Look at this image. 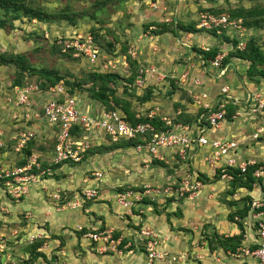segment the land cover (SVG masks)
I'll return each instance as SVG.
<instances>
[{
	"label": "crops",
	"instance_id": "0c3cea01",
	"mask_svg": "<svg viewBox=\"0 0 264 264\" xmlns=\"http://www.w3.org/2000/svg\"><path fill=\"white\" fill-rule=\"evenodd\" d=\"M164 1L165 3L163 4L165 6L161 7L159 5L158 10L152 8L148 14L156 16L158 12L161 11L162 15L174 17L175 22L177 19L183 22L181 15H185V12L188 10L186 8L184 9L182 1L174 0L173 5H170L171 0ZM191 12L192 11H188L187 13ZM177 14L179 16L178 18ZM174 28L176 29V24ZM212 29L216 31L215 28ZM205 30L202 29L195 32L182 31L186 33L190 44L195 42V44L201 48V51L191 50L190 45H188L186 41L180 42L179 39L171 40V36L168 33L163 35L158 34V36L155 37L158 43L157 45H151L153 46L152 48H155L157 54L160 52V55H158L160 63L158 66L154 65L153 62L149 65L155 66L157 69L161 70V72L163 71L167 77L160 82L148 79L146 84L158 85V87L165 88L166 90L170 87V79L177 78L179 80L178 85L174 86L177 89L171 90L170 92L168 91L167 95L170 96L169 99H163L162 102H157L158 107H151L153 108L151 110L155 109V115L174 118L175 115L180 112L191 115L201 112L198 113V117L201 115L204 117V113L202 114L204 108L193 102V96H199L201 102L208 103L209 106L215 105L218 98L223 96L220 93V88L225 85H228V97H230V99H227V103H233L234 107L237 106L242 112V110L248 107V105L244 103L247 93L252 90L264 89V86H259L262 84V81L259 82L258 87L254 85L255 82L253 80L245 77L244 72L243 74L236 73L240 78L241 84L239 86L231 85V83L228 82L232 79L231 76L227 74L228 70L232 67L235 71L237 66L242 70L243 66L235 65V62L238 61L241 62L240 64H243L242 62L246 60L242 59V61L241 58L232 57L230 55H227L229 58L226 60V54L221 50L223 53H217L223 54L220 65H211L210 58L205 55L207 51H204L203 47L208 44H211L210 48L215 46L214 43L218 41L216 37L220 35L218 32H216L218 35H213L210 29ZM229 32L230 31L226 33L229 34L228 37L231 39L233 33L230 34ZM247 33L248 30L246 29L245 35ZM150 38H154L153 35L150 36ZM179 44L189 46L190 51L186 53ZM177 46H179V48ZM180 48L182 50L179 54H176V51ZM144 55L149 56L147 52L144 53ZM152 55H150V57H153ZM180 55L182 56L180 57ZM176 58H179L177 59L178 61H176ZM134 60L139 63L138 57ZM208 65L211 67L213 66L212 68H217L218 72H211L212 69L208 68ZM184 73L186 77L181 80L180 77H182ZM222 77H224L226 83L219 86L217 82L220 83L221 80L219 79ZM244 78L247 79L246 82ZM177 86L184 89L185 93L182 90L180 91ZM187 96H189L190 99ZM83 98L84 97L81 96L78 98L83 106H96V104L85 103L86 100H83ZM162 110H164V112H162ZM170 111L172 113L174 112L173 115L169 113ZM205 111L206 110H204V112ZM250 117V115L240 113L236 118L221 122L218 128L206 130V135L212 138L219 137L227 139L236 143L234 154L237 160L253 159L256 161L254 165L260 164L258 166H264V141L252 139L248 136L260 119H253ZM100 139L102 140H97L94 146H101V144L105 142L108 144L110 143L105 137ZM126 148V155H120V157H118L122 158L118 161H123L124 164L120 166L121 171L112 174L113 177L110 179L106 177L103 178V175L99 179L94 175L92 178L85 174L86 170L88 171L91 169H94L93 172L100 171L102 173L104 171H101L104 166L99 165L96 160L83 165H79L83 161L80 163H64L54 169V173L56 174L55 177L42 180V184L40 185L36 183L30 185L29 191L21 200H16L15 203H13L5 198L6 201L4 202H8L10 205L30 207L27 214L24 215L22 224L13 225L15 229L20 226L24 227L23 224H26V222L28 225L30 222L34 221V225L32 224L33 228L32 225H30L32 230H30L29 233L26 231L24 235L34 233L33 231L36 228V231L39 233V238H45L47 243L53 241V244H55V241L57 243L55 245L56 248L51 254L58 249L62 250L63 246L65 247L66 245L67 247H71L78 244L81 246L82 244L78 249H66V257H64V260L60 264H144V251L140 249H130L131 252L124 250L128 256L134 255V252H136L135 254L137 256V259L133 258L132 260L125 259V257H128L125 256L123 258L124 261H120L122 257L114 253H101L98 250L99 244L97 242H91L84 234L82 236L75 235V228L78 225L87 229V233L96 229L111 228L121 236L128 238L135 236V239L136 237H140L134 234L135 231L137 232V227L139 229L140 226H148L158 232L160 237V248L170 254L180 257V259L170 261L171 264H240L243 259L237 256L233 257L229 250L224 251L222 248L209 247L207 237H210L212 233H217L221 236H231L242 231L243 239L241 245L247 246L255 242V232L244 224V219L242 220V229H240V226H238L235 221L229 220L228 214L240 208L243 203V201L240 202L241 197L249 196L250 200L254 196L257 197L259 194V187L257 185H255L256 187L251 185L249 189L247 187H236L232 194H228L227 190L231 189V181L226 182L225 180L214 178L208 165L203 160L202 154H205L206 149H201L193 160V163L189 165L181 161L175 153H171L170 151L164 153L163 160H158L152 158L146 152L145 148L139 151H137L134 146H128ZM93 155H95V153ZM88 157L89 156L84 160H87ZM66 169L69 170L68 172H70V170L75 172L72 175V182H68L64 179L68 174ZM194 169L198 170V173L201 174L200 176L205 178L203 186L196 194L190 197H185V195L183 199L178 197L177 194L164 195L152 199L155 205L148 203L142 204L141 209L143 213L140 215L142 217L141 224H138L139 220L137 217L123 215V209L115 202L117 190L116 188H111L112 183H115L117 187L121 188L137 186L139 183H142L139 184L142 188L145 185L164 186L163 184H165V186L171 184L175 187L179 185L185 173ZM156 170H161V173L158 171L159 173L154 174ZM64 174H66V176H64ZM77 187H93L98 190V194L95 198L80 207L72 208L66 204V207H61L55 215H49V213H47V207L53 204V194L56 193L57 190L70 195L71 191ZM98 199L107 201L98 202ZM174 212L177 214H174ZM46 213L51 219L45 222V227L44 225L42 226L43 233L39 231V229H41V222H39V219L40 217L45 219L47 216ZM235 220H239L237 215H235ZM50 221L53 222L48 225ZM23 230L25 231L26 228ZM66 231L68 233H65ZM17 232L21 231L16 230L15 235L18 234ZM64 234H67V239L64 238ZM25 237L26 236H24V238ZM24 238L23 241H25ZM16 239L19 240L21 238L19 237ZM35 239L36 238L33 240ZM12 242L13 244L9 245L8 249L14 247L16 243H19L16 242V240H12ZM21 246H23V244ZM95 250H97L98 253ZM41 251L45 254V258L47 259L45 261L47 263L43 261V258H38L36 260V262H38L37 264H56L54 261L49 260L47 253L44 252L43 249ZM185 253L189 254L187 258L183 257ZM8 254L6 250L4 255L0 258V264L7 260L14 261L17 264L20 263V259L14 256L10 257ZM167 264L170 263L167 261Z\"/></svg>",
	"mask_w": 264,
	"mask_h": 264
},
{
	"label": "built area",
	"instance_id": "2783aa9c",
	"mask_svg": "<svg viewBox=\"0 0 264 264\" xmlns=\"http://www.w3.org/2000/svg\"><path fill=\"white\" fill-rule=\"evenodd\" d=\"M151 6L153 8H159L156 1ZM200 18L197 24L198 27H203L204 29L215 28L218 33L220 31H231L234 33V38L237 39L235 47L238 50L244 49L245 41L247 40V36H245L246 28L242 25L239 18L231 19L227 13L213 14L207 12L202 14ZM56 41L61 44L62 52L69 51L72 57L85 58L90 65L96 63L98 51L93 45L92 37L88 36L86 43L79 38L69 41H64L60 38ZM203 49L204 51H208L209 47L205 46ZM222 58L223 54H217L215 58L210 59V64L219 66ZM107 59L108 63L99 64V70L103 71L107 68L112 69V67H116V58ZM121 63L127 66V58L123 57ZM165 77L167 75L155 66L147 65L138 69L135 77V85L142 88L148 79L160 82L165 80ZM185 77L186 74L184 73L180 78L183 80ZM4 88L0 79V107L6 108L4 116L7 123L16 127L20 125L26 127L31 120L44 119L48 124L55 125L59 128L53 156V161L56 163L62 161L66 163L80 162L86 150L100 138L105 137L107 141L112 143L130 140L137 136H140L143 142L137 143L134 148L137 151L145 148L146 152L152 158L158 160H163L164 153L170 151L171 153H175L181 161L190 165L193 163L198 152L201 149H206L205 154L203 153L202 156L210 172L213 176L217 175L219 179L225 180L226 182L231 181L233 169H237L239 173L243 174L246 172L248 166H253L256 163L253 159L237 160L234 154L236 143L233 141L219 137L212 138L206 135V130L216 129L221 122L228 120L225 117V103L227 99H230L228 97V85L220 88V93L223 96L218 98L215 104V110L210 111L211 105L209 106L208 103L201 102L199 96H193V102L209 110L205 116H199L192 124L175 122L173 118L160 116V119L165 125V129L161 130H157L149 121L130 123L126 113L117 106L105 108L100 103L96 104V106H83L79 102L76 94L69 93V88L63 83L50 84L47 86V89L41 90L36 83L26 82L23 85H14L9 93L4 92ZM244 103L248 107L242 110V112L237 108L230 115V118H236L240 113H244L250 115V118L260 119L248 136L252 139L264 141V91L257 89L248 92ZM141 114L150 119L155 115V112L151 109L144 113L137 110L135 117L139 118ZM33 126H35L34 122L29 123L27 127ZM74 128L77 132L73 130ZM71 132H73L72 135ZM4 134L10 137V139L15 140L13 149L14 151H19L34 135V132L31 130H17L16 132L6 134L4 128L0 127V155L3 154L1 148L6 146L3 137ZM36 157L37 154L32 153L27 164L5 172V175L11 176V179L5 180L4 182L6 184L4 186L7 188L5 190L15 200L21 194H26L28 192V186L35 182V174L28 173V169L32 165L37 168L39 167V162L36 161ZM93 175L99 179L102 177L100 171H94ZM252 175L257 179L253 183V186L257 185L259 187V194L257 197L254 196L251 198L249 211L243 222L245 225L250 222L249 225L255 232L256 241L247 246L240 244L234 252H231L233 257L237 256L243 259L240 264H264V166H257L253 170ZM203 183L204 181L199 178L198 170L194 169L182 176L178 186L173 187L169 184L164 187L151 188L146 185L142 191L138 192H133L128 189L124 192L117 193L115 202L123 209V215L137 217L139 224L142 219L140 215H135L132 210L134 199L139 200L143 196L153 199V197L158 195L171 194H177L178 197L183 198L185 195V197H190L196 194L203 186ZM57 192L58 190L53 195L55 198H59ZM97 194L98 190L96 188L85 187L80 191L79 196L83 199H93ZM80 202L81 200L74 198L68 204L70 207L75 208L80 206ZM139 212H142V210L140 209ZM81 228V225L77 226V229ZM112 232L113 230L109 228L90 231L84 235L94 241L100 242L99 249L101 251L107 249L117 254H122L123 250L117 247L120 242V237H112ZM138 232L145 239L144 264H158L164 261L168 252L160 248L158 232L147 226L139 227ZM26 238L28 242H31L36 237ZM3 247L6 246L0 236V249ZM171 259L175 261L180 259V257L173 255ZM1 264L17 263L7 260Z\"/></svg>",
	"mask_w": 264,
	"mask_h": 264
},
{
	"label": "rangeland",
	"instance_id": "374dc122",
	"mask_svg": "<svg viewBox=\"0 0 264 264\" xmlns=\"http://www.w3.org/2000/svg\"><path fill=\"white\" fill-rule=\"evenodd\" d=\"M27 1L38 3L49 10L58 11L67 8L71 12L70 14L72 15V20L66 19L64 17H59V18H53V20L50 21L40 22L36 19L28 18L20 14L19 17L11 21L10 25L7 24L5 27L0 28V53L5 52V53L24 54L30 66L34 68H44L45 70L57 72L59 75L62 76L65 83L68 82L69 85H72L76 88L75 94L78 96V98L80 96L84 97L83 100H86L85 103L87 104H98L94 99H90L87 96L88 94L87 91L84 90L86 88L92 87L94 83L92 82L83 83L81 84V87H83L84 89H82V88H77L76 82L82 78H85L86 73H88L89 71L97 69L100 63H108L107 58H116L115 68L112 67V69L107 68L106 70H103V72L115 71L114 73L118 74V78H116V80H114L109 85L113 87L115 91L114 95L116 97H118L119 99H123L129 103L130 110L135 109L141 111H145V109H149V108L153 109L151 108L152 106L154 108L158 107L157 102H162L163 99L164 100L169 99L170 96L167 95L168 91L170 92L171 90L177 89L174 86L178 85V81H179L177 78L170 79V87L167 88L166 90L165 88L158 87V85H149V84H145L144 87L140 88L135 85V79L130 77V75L135 69L137 74L138 69L140 67H145L152 62L156 66L159 65L160 60L158 55H160V52L157 54L155 48H152L153 46L151 45V44L157 45L158 40L157 39L155 40V37L158 36V34L163 35L168 33L171 36V40L179 39L180 42L186 41V43L190 45L191 50L201 51V48H199V46L195 44V42H192V44H190L188 40L189 38H187L186 33H183L182 31L195 32L197 30H202V29L205 30L203 27H198L197 24L199 23L201 19L200 16L202 14H205V12L211 13L207 8L223 7L225 9L223 11L225 13H228V9L233 8L235 6H244V7L261 6V5L264 6V0H181L184 9L186 8L189 12L192 11L191 13H187L188 11L185 12V15L182 14L181 15L183 19L182 21L185 24L191 23L194 27V30H182L176 27V29L174 28L175 32H171L169 29L173 27L172 20H174V17L172 18V16L162 15L161 11L158 12L156 16L148 14L149 11L153 8L151 6L152 3H155L156 1L158 6L160 5L161 7H163L165 6L163 4L165 3L164 0H27ZM173 3L174 0H171L170 5H173ZM153 9L158 10L159 8H153ZM1 14H3V10L0 9V15ZM178 17L179 16L177 14V18ZM248 29L249 31L247 35L249 37L253 36L262 47V50L264 51V25L260 28H252V29L248 28ZM229 33L232 34L231 31ZM92 34L96 35V42L100 47L99 48L100 55L97 58L96 63L93 65H90L85 58H79L80 61L72 60L67 56L59 55L57 52L51 50V46L57 39L62 38L64 41L67 40L69 41L71 39L79 38L82 41H84V43H86L87 37L88 36L92 37ZM212 34L218 35L216 32L214 33L212 32ZM152 35L154 38H150V36ZM219 35L220 36L216 37L218 41L214 43L215 46L218 49H220L219 52H221L222 50L228 56L229 55L232 57L235 56L233 53L236 51V49H235V45H233L234 44L233 40H230V38L222 31H220ZM210 45L211 44H208L206 46L211 47ZM179 46H181V48H183L186 51V53L190 51L189 46L183 44H179ZM179 46L177 47L179 48ZM181 48L176 51V54H179V52L182 50ZM146 52L147 55L149 56L144 55V53ZM127 55L132 57V59H136V57H138L139 63L136 61L135 66H131L129 62L127 66L122 64L121 59L123 60V57L127 58ZM150 55H152L153 57H150ZM181 56L182 55H180V57ZM228 58L229 57L226 56V60ZM177 59L179 58H176V61H178ZM235 63H236L235 65H242L243 66L242 70L240 67L237 66V69L234 71V69L231 67L228 70L227 74H229L232 79L229 80L228 82L231 83V85L239 86L241 84V81L240 78L236 75V73L243 74L244 72V75L247 78L246 73L249 63L247 61L245 62L243 61L242 62L243 64H240L241 62L238 61H236ZM212 67L208 65V68L212 69L211 72L217 73L218 69ZM17 72L18 71L16 66L0 65V79L4 87H7V85H9L10 79L14 78L17 75L16 74ZM27 75L35 76L33 80L30 81H34L35 79H37V76L35 74H27ZM246 78H244L245 82L247 81ZM219 80H221L220 83L217 82L219 86L226 83L224 77L220 78ZM260 81H262L261 85H259ZM260 81L258 83H256V81H254L255 83L254 82L252 83H254V85L257 86L258 85L264 86V78H262V80ZM178 88L180 89V91L182 90L184 92V89H181V87ZM187 97L189 98V96ZM88 100H93V101H88ZM120 105L121 104H116L115 106L121 108ZM162 112H164V110H162ZM169 113L173 115L174 112L172 113L170 111ZM182 116L185 118V115ZM39 140L43 141L45 144H48L49 146L51 145L52 142L51 139L42 140L40 138ZM98 140L101 141L102 139H98ZM101 145H105L109 147L112 145V143L108 144L105 142L104 144ZM96 146H93V148H91L87 152V156H89L88 159L84 160L86 157L83 158L82 160L83 162L81 161L82 163H80L79 165L87 164L89 162L96 160L99 165L104 166L103 169L101 170V171L104 170L102 172L103 178L106 177L110 179L111 177H113L112 174L121 171L120 166H123L124 164L123 161H118L119 159H122L118 157H120V155L125 156L126 155L125 150H127V148L121 147L119 149L116 148L111 150L109 148L103 149L100 148V146L98 147ZM92 149L94 151H92ZM94 153L95 155H93ZM4 156H6V153H4ZM153 167H158V166H153ZM93 170L94 169L88 171L86 170L85 174L93 178L94 177ZM68 171L69 170L66 169V172L68 174L67 176L66 174H64V176H66L64 177V179L68 182H72V175L75 172L71 170L70 172ZM158 171H160L161 173V170H156L154 174L159 173ZM34 177H35V182H33L32 184L35 183L37 185L42 184V180L44 178L42 179L41 176H34ZM139 184L137 186H133V188L142 189V187ZM163 185L165 186V184ZM29 187L30 185L28 186V191H29ZM84 188L77 187L73 189V191H71L70 195L64 194V192H60L59 190L57 192L59 194V199H63V202H59V204L63 203L65 204L64 205L65 207L66 204L69 206L67 201L73 200L74 198H78L79 200H81L80 206L86 204V202L92 200V198L83 199L79 196L80 191ZM111 188L112 189L116 188V190L118 191V189L121 187H117L115 183H112ZM5 189L7 188H5V186H1L0 183V219L2 223V225L0 226V236L3 239V242H6L8 244H10L12 240H16V242L19 243H16L14 247H10V249H8L9 245L7 247V245L4 243L6 247H3L0 250L5 251L6 249L9 253L8 256L10 257L14 256L20 259L19 262L23 264L25 262V261L23 262V260L27 258V254H25L24 249L25 246L28 244L26 243L28 241L26 242L23 241L24 236L29 238L34 236L38 238L39 236L37 235L39 233L36 231L35 228V230L33 231L34 233L24 235L26 231L29 233L30 230H32L33 225L35 223L34 221L30 222L28 225L26 222V224H23L24 227L20 226L19 228L15 229L13 225L22 224V220H24V215L27 214L28 209L30 207H17L10 205L8 202H4L6 201L5 197L3 196V191ZM75 193L76 195L73 197ZM15 201L16 200L11 202L15 203ZM97 201L105 202L107 200L102 201L98 199ZM52 203H53L52 205L47 207V213H49V215L52 214L55 215L57 214L58 210L61 209V207H58L57 205L58 203L57 199L53 198ZM49 217L50 216L48 215L45 217V219L40 217L39 222H41V229H39V231L44 233V231L42 230L43 229L42 226L44 225L45 227V222L51 219ZM52 222L53 221H50L48 225H50ZM249 223L250 222L247 223V226L250 227ZM30 225H32V228H30ZM24 228H26L25 231L23 230ZM16 230L21 232H17L18 234L15 235ZM65 233L68 232L66 231ZM114 233L116 232L114 231ZM136 233L137 232H135L134 234ZM113 236L114 235L112 234V237ZM19 237L21 239L17 240L16 238ZM26 237L24 238V240L27 239ZM131 237L132 240H134L133 236ZM64 238L67 239V234H64ZM54 243L55 244H53V241L48 243L44 241L40 249L41 250L43 249L44 252L47 253L48 255L47 257L49 258V260L54 261V263L56 264H60L64 260V257H66L65 255L67 254L66 249H78V247L82 246V244L81 246L80 244H78L75 246L73 245L71 247L70 246L67 247L66 245L65 247L63 246L62 250L58 249L56 252L51 254L56 248L55 245L57 243L55 241ZM11 244H13V242ZM22 244L24 247L21 246ZM134 249L137 248L134 246ZM95 251L98 253L97 250ZM105 251H103V254L104 253L107 254L110 252L112 253L111 250L106 249ZM135 253L136 252H134V255L132 256L131 255L128 256L126 252H123L121 255L118 256L122 257L120 261H124L123 258L125 256H128L125 257V259L127 258V260H132L133 258L137 259ZM183 255H185V258L189 256L188 253H185ZM171 256H173V254L168 253L164 261L158 264H167V261L168 263L171 264L170 262L172 261ZM45 260L47 259L44 258L43 261L46 262ZM37 263L38 262H35V264Z\"/></svg>",
	"mask_w": 264,
	"mask_h": 264
},
{
	"label": "trees",
	"instance_id": "16d2710c",
	"mask_svg": "<svg viewBox=\"0 0 264 264\" xmlns=\"http://www.w3.org/2000/svg\"><path fill=\"white\" fill-rule=\"evenodd\" d=\"M0 9L3 10V14L0 15V28L5 27L7 24H11V21L21 15H24L28 18L36 19L40 22L42 21H50L53 20V18H59L64 17L66 19L72 20V15L70 14V10L63 9V10H49L44 6H41L38 3L30 2L27 0H0ZM209 12L213 14H219L221 12H224L225 10L223 7H209L207 8ZM228 16L231 19H237L239 18L241 20L242 25L249 31L248 28H260L264 25V6H252V7H244V6H235L233 8L228 9ZM93 16V15H91ZM173 27L169 29L171 32L174 31V27L176 24V27L181 28L183 30H194V27L191 23H183L180 20H172ZM213 33L216 32L213 29H210ZM228 36V35H227ZM247 40L245 41V47L242 50H238L233 53L235 56H238L239 58L246 60L249 62L248 68H247V78L250 80L256 81L258 83L262 78H264V51L262 50V47L257 42V40L253 36H248L247 34ZM62 39V38H61ZM93 39V45L99 51V46L96 42V35L92 34ZM63 40V39H62ZM230 40H233V45H236L237 39L232 38ZM61 44L55 42L51 46V50L57 52L59 55L67 56L68 58L72 60L80 61V57H72L69 51L62 52L61 51ZM219 52V49L217 47L210 48L207 52H205L206 57L213 59ZM227 56V55H226ZM127 61L131 66L136 65V61L132 59L129 55H127ZM0 65H13L17 68V75L14 78L10 79L9 86L4 88V92L9 93L10 89L14 85H23L26 82H32L36 83L39 88L47 89V86L49 84H55L62 82L65 86L67 85L69 90V93H75L76 88L72 85H69L68 82H64L61 75H59L55 71H49L45 70L44 68H34L30 66L25 58L24 54L20 53H0ZM99 67V66H98ZM16 71V70H15ZM115 71H107L103 72L101 70L94 69L92 71H89L86 73L85 78H82L76 82L77 88H82L81 84L92 82L94 85L90 88L84 89L87 91V96L90 99H94L97 103H100L105 108H113L116 104H121V110L126 113L127 119L130 121V123H135L137 121H149L151 122L157 130L165 129L164 122L160 119V115H154L152 118H147L146 116H143V114L140 115L139 118L135 117V113L137 110L135 109H129V103L123 99H119L116 97L115 91L113 87H111L109 84L112 83L116 78H118V74L114 73ZM27 74H35L37 76V79L34 81L33 78L34 75H27ZM136 69L132 72L130 77L135 79L136 77ZM134 81V80H133ZM66 86V87H67ZM111 95V96H110ZM216 109V105H212L210 111H213ZM237 109V106L234 107L233 103H225V117L226 119L230 120V115ZM149 109H145V111H148ZM206 110V109H204ZM202 112V114L205 116L206 112L209 110H206L205 112ZM140 111V110H138ZM145 111H140L141 113H144ZM5 113L6 108L0 107V127H3L6 134L11 132H16L17 130H31L34 132V135L23 145V147L19 151H14V143L15 140L10 139V137L3 135L4 141L6 146L2 147L1 150L3 154L0 155V183L1 186H4L5 180L11 179V176L5 175L6 171H10L11 169L15 167H21L27 164L29 157L32 153H36V161L39 162V167H35L34 165L31 166L30 169H28V173H33L35 176H41L43 180H46L50 177H55L56 174L54 173V169L56 167H59L63 165L64 161L56 163L53 161L54 156V150L57 142V132L59 131V128L55 125L48 124L44 119H35L28 122L35 123V126L33 127H26L20 125V126H13L12 124L7 123V120L5 119ZM201 113V112H198ZM198 113L195 115H191L188 113H178L173 118V121L175 122H181V123H188L192 124L195 122L198 118ZM185 115V118L182 116ZM203 117V116H202ZM48 130V131H47ZM74 131L77 132V130L74 128ZM72 130V131H73ZM73 132H71L72 135ZM51 139V145L45 144L43 141H40L39 139ZM143 142L140 136H137L130 140L125 141H118V142H112V145L107 147L105 145H101L100 148L103 149H112V148H121V147H128V146H135L137 143ZM95 143L89 147V149L86 150L84 153V157H87V152L93 148ZM100 145V144H99ZM8 154H7V151ZM92 151H94L92 149ZM4 153H6V156H4ZM83 160V159H82ZM81 160V161H82ZM80 161V162H81ZM77 162V163H80ZM73 163V162H69ZM260 164L248 166L245 173H239L237 169H233L232 173V180H231V189H228V194H232L236 187H247L248 189L251 188V185L253 182L256 181V178L252 175L253 170ZM42 171V172H41ZM41 172L40 174H38ZM54 173V174H53ZM215 177H218L217 175ZM205 180V178H204ZM207 180V179H206ZM205 182V181H204ZM131 190L133 192H138L139 190L142 191V189H135L133 187H122L119 188L117 193L124 192L125 190ZM27 194V193H26ZM26 194H21L17 200H21ZM3 196L8 201H14V197L6 192V190L3 191ZM183 199V197H180ZM61 202H63V199H60ZM243 201L240 208H237L232 213L228 214V218L230 221H235L238 226H240V229H242V220L247 215L248 209H249V202L250 197H241L240 202ZM234 202V201H233ZM154 204L155 202L148 197L143 196L139 200H133L132 210L135 215H141L143 212H139V210L142 208V204ZM155 205V204H154ZM142 210V209H141ZM178 212V211H177ZM174 214H177L174 212ZM235 215L239 217V220H235ZM141 217V216H140ZM142 219V217H141ZM142 222V220H141ZM139 222V224H141ZM2 225L1 219H0V226ZM136 227V226H135ZM141 227V226H140ZM137 227V233L136 236L139 235ZM136 232V231H135ZM134 232V233H135ZM87 233V229L82 227L81 229L75 228V235L82 236L83 234ZM113 237L118 238L120 237V242L118 243L117 247L121 248L122 250H129L134 249V246L137 249L145 251V239L143 237H136L134 240H132V237H125L121 236L119 233H114L113 231ZM89 238V237H88ZM91 239V238H89ZM139 239V240H138ZM243 239V232L240 231L236 235L231 236H221L217 233H212L210 237H207V240L209 243V247L212 248H222L224 251L229 250L230 252H234L236 250V247L241 244V241ZM46 241L45 238H36L32 242L28 243L25 246V253L27 254V258L23 260V264H35L36 260L38 258H45V254L41 251L42 243ZM93 242H97L91 239ZM140 241V242H138ZM12 242V241H11ZM10 242V244H11ZM6 245H10L6 242H4ZM61 244V243H60ZM128 244V245H126ZM126 246V247H124ZM107 252V251H105ZM4 255L3 251H0V256Z\"/></svg>",
	"mask_w": 264,
	"mask_h": 264
},
{
	"label": "clouds",
	"instance_id": "9594fccd",
	"mask_svg": "<svg viewBox=\"0 0 264 264\" xmlns=\"http://www.w3.org/2000/svg\"><path fill=\"white\" fill-rule=\"evenodd\" d=\"M221 13H225V12H221ZM223 33H225L226 35H229V34H227L225 31H222ZM233 33V32H232ZM234 34V33H233ZM232 38H234V36L232 35V37H231V39ZM236 48V47H235ZM209 49H210V47H209ZM204 52V51H203ZM99 55H100V52H98V57H99ZM10 83V82H9ZM59 83H62V82H59ZM56 84V83H55ZM50 85V84H49ZM75 94V93H74ZM77 96V95H76ZM78 97V96H77ZM201 174L199 173V178H200V180L202 179V181H205L204 180V177H201L200 176ZM214 178H219V177H215L214 176ZM232 180V179H231ZM256 181H257V179H256ZM255 181V182H256ZM255 182H253V183H255ZM253 185V184H252ZM146 186V185H145ZM145 186H143V188H142V190L145 188ZM149 186V185H148ZM151 188H155V187H164V186H150ZM59 191V190H58ZM140 191V190H139ZM54 195V194H53ZM173 195V194H172ZM159 196H164V195H158V196H155V197H153V199H155L156 197H159ZM145 197H147V196H145ZM168 197V196H167ZM53 198H55L54 196H53ZM55 199H57L58 200V207H62V206H64L65 204H59V202H61V200L59 199V198H55ZM152 200V199H151ZM71 201V200H70ZM69 201H67V203H68ZM248 211H249V209H248ZM247 214H248V212H247ZM246 217V216H245ZM99 230H101V229H96V230H93V231H99ZM103 230V229H102ZM112 234H113V232H112ZM88 237V236H87ZM37 238V237H36ZM25 241H27V239L25 240ZM29 243V242H28ZM97 243L99 244L98 245V250L101 252V253H103V251H101L100 249H99V247H100V242H98L97 241ZM130 250V249H129ZM129 250H127V252L129 251ZM4 253H5V251H6V249H5V251L4 250H2ZM123 252H124V250H123ZM129 252H131V251H129ZM145 252V251H144ZM143 252V253H144ZM112 253H114V254H117V253H115V252H113L112 251ZM117 255H121V254H117ZM8 257V256H7ZM144 260H145V257H144Z\"/></svg>",
	"mask_w": 264,
	"mask_h": 264
},
{
	"label": "water",
	"instance_id": "95a60500",
	"mask_svg": "<svg viewBox=\"0 0 264 264\" xmlns=\"http://www.w3.org/2000/svg\"><path fill=\"white\" fill-rule=\"evenodd\" d=\"M175 19V18H174Z\"/></svg>",
	"mask_w": 264,
	"mask_h": 264
}]
</instances>
